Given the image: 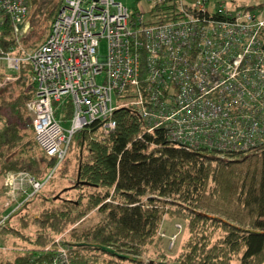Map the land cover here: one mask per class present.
Returning a JSON list of instances; mask_svg holds the SVG:
<instances>
[{
  "label": "built area",
  "instance_id": "built-area-1",
  "mask_svg": "<svg viewBox=\"0 0 264 264\" xmlns=\"http://www.w3.org/2000/svg\"><path fill=\"white\" fill-rule=\"evenodd\" d=\"M150 2L153 10L169 0ZM240 2L177 0L175 16L161 23L118 0H63L46 40L26 50L28 0H0V90L29 66L35 140L56 161L44 180L25 171L4 177L10 211L0 214V230L43 190L74 135L93 126L110 135L121 109L188 151L224 156L263 146L264 12ZM12 251L0 246L1 254ZM73 256L57 239L27 264H75Z\"/></svg>",
  "mask_w": 264,
  "mask_h": 264
},
{
  "label": "trees",
  "instance_id": "trees-1",
  "mask_svg": "<svg viewBox=\"0 0 264 264\" xmlns=\"http://www.w3.org/2000/svg\"><path fill=\"white\" fill-rule=\"evenodd\" d=\"M28 2L29 30L22 43L26 50L46 40L63 0ZM255 2L247 6L264 12V0ZM176 4L169 0L153 14L161 23L170 21ZM35 91L27 66L0 92L2 178L25 171L44 180L56 165L35 140L26 107ZM70 113L68 108L67 118ZM114 117L117 128L108 136L97 126L76 133L67 157L46 183L55 182L56 176L72 178L73 185L64 191H76L78 199L57 198L54 191L46 196L42 190L36 198L42 196L48 205L35 217L41 235L31 250L0 264H27L45 249L51 233L62 232L92 211L101 221L81 234L83 243L71 246L75 264H264V145L224 156L188 151L162 130L147 133L144 121L131 110L121 109ZM167 215L185 223L189 236L183 252L174 263L164 254L158 260H141L147 247L161 243ZM25 216L23 229L28 227ZM4 231L29 241L20 230Z\"/></svg>",
  "mask_w": 264,
  "mask_h": 264
},
{
  "label": "rangeland",
  "instance_id": "rangeland-1",
  "mask_svg": "<svg viewBox=\"0 0 264 264\" xmlns=\"http://www.w3.org/2000/svg\"><path fill=\"white\" fill-rule=\"evenodd\" d=\"M118 1L122 2L133 13H144V19L146 22L153 21L154 17L151 13L153 4L150 2V0ZM255 1L256 0H246L241 1L240 3L245 5H254L256 3ZM106 46V42L102 41L98 50L100 55H106ZM2 90H0V92ZM29 126H31V124H29ZM3 180L4 178L0 176V214L5 215L9 213L10 209H5L3 205L6 202L7 198L5 196L6 191L3 187ZM54 181L55 182L51 184L49 183V186H45L42 191L44 195L49 196V193L54 191L55 194H57V198L64 197L72 200L78 199L79 195L76 191H69L67 193H65L64 191L65 188H69L73 185L74 181L72 178H59L56 176ZM43 202L46 201L45 199H43L42 196H39L38 198H36L35 196L31 200L26 201L19 210L12 212L8 222H6V224L0 230V246L4 245L8 248L14 249L15 251H12L7 254H1L0 252V261H13L18 256L27 252V248L31 250V248L34 246L33 243H35L39 238V235H41V232L39 231V222L35 220V217H37L39 213L48 205L47 202L45 204H43ZM26 204L27 206H25ZM24 215L26 216L23 217V219L27 222L28 225L27 229L24 228L25 230L22 228L23 222H21V218ZM100 221L101 216L97 213V211L89 212L82 220L74 224H67L62 230V232L51 233L49 235L50 237L48 236L49 239L47 240V245L45 248L51 247L57 239L60 240V242H63L65 245L69 246H74L76 244L83 243V241L79 239L81 234L89 229L94 228ZM177 224H180L182 228L178 229L176 226ZM7 228H14L15 230H20V232L23 233V235L25 236L24 238H29V241L19 236H16L14 233H5L4 230ZM160 233V236L162 238L161 243L158 246L147 247L141 260L145 262L150 260H158V258H160V254H164L167 260L174 263L179 258L180 254L183 252V246L189 236L188 231L185 227V223L167 215L164 218ZM174 235H176V238L173 242L172 237ZM13 244L15 245V247ZM99 256L101 259L107 260V257L102 255Z\"/></svg>",
  "mask_w": 264,
  "mask_h": 264
},
{
  "label": "water",
  "instance_id": "water-1",
  "mask_svg": "<svg viewBox=\"0 0 264 264\" xmlns=\"http://www.w3.org/2000/svg\"><path fill=\"white\" fill-rule=\"evenodd\" d=\"M21 26H19L20 28ZM96 248L100 249L102 252H106L108 254H116V252L112 249V248H109V247H104V246H95Z\"/></svg>",
  "mask_w": 264,
  "mask_h": 264
}]
</instances>
